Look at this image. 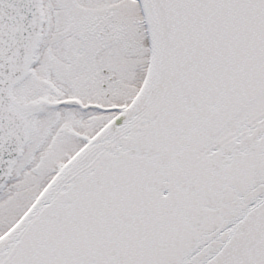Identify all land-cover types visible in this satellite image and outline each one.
<instances>
[{
    "label": "snow or ice",
    "instance_id": "1",
    "mask_svg": "<svg viewBox=\"0 0 264 264\" xmlns=\"http://www.w3.org/2000/svg\"><path fill=\"white\" fill-rule=\"evenodd\" d=\"M0 264H264V0H0Z\"/></svg>",
    "mask_w": 264,
    "mask_h": 264
}]
</instances>
